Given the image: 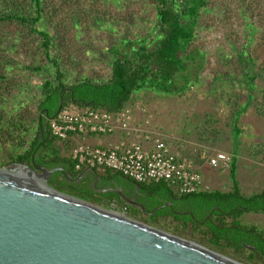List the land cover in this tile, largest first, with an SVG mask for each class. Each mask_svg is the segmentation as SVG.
Here are the masks:
<instances>
[{"label": "rangeland", "instance_id": "1", "mask_svg": "<svg viewBox=\"0 0 264 264\" xmlns=\"http://www.w3.org/2000/svg\"><path fill=\"white\" fill-rule=\"evenodd\" d=\"M43 1L38 29L56 39L53 56L68 85L81 79H110L113 56L109 49L123 46L126 39L145 37L156 23V7L148 0ZM207 1L190 48L201 50L205 57L200 81L184 95L141 91L133 96L131 104L135 114L141 115L140 120L152 117L154 126L171 135L175 150L200 168L204 191L230 192L233 187L232 165L209 166L200 158L201 151L207 149L212 154L223 152L232 157L241 191L251 196L264 192V0ZM248 55L252 59L248 66L240 64L239 59H248ZM38 66L41 72L29 69ZM50 66L39 36L28 26L0 23V169L13 165L17 155L30 149L37 135L41 87L55 71ZM245 74L260 75L252 99L248 98L251 90ZM245 103L249 106L239 116L241 134L235 138V114ZM141 107L146 112L138 110ZM74 143L59 141L57 145L62 155L70 157ZM101 207L147 225V218H151L131 217L122 208ZM240 221L247 226L257 224L264 231V216L257 213H245ZM149 226L241 264H264V257L252 246L236 252L214 244L202 224L184 225L166 216Z\"/></svg>", "mask_w": 264, "mask_h": 264}, {"label": "trees", "instance_id": "2", "mask_svg": "<svg viewBox=\"0 0 264 264\" xmlns=\"http://www.w3.org/2000/svg\"><path fill=\"white\" fill-rule=\"evenodd\" d=\"M148 2L154 5L157 11L153 32L136 40L126 39L127 42L123 46L114 45L109 49V53L113 56L110 61L112 70L110 79L104 82L81 79L68 85L65 83L64 73L53 56V51L57 48L56 39L47 31L38 29V24L43 19L44 1L0 0V23H19L28 26L30 32L39 36L43 52L52 65L50 67L55 70L52 78H46L41 87L43 97L38 103V112L43 113V125L46 130V140L36 156L39 165L47 169L64 168L73 178L79 174L75 171V162L71 156L62 155L57 139L50 131L49 120L55 117L62 102L63 107L74 103L81 107L116 113L123 110L133 96L141 91H153L162 95H184L200 81L205 57L201 50L190 48L196 38L200 17L208 6V1L148 0ZM251 61L249 55L248 59H239V63L246 66ZM29 69L36 72L43 70L40 66ZM248 76L245 74L244 80L248 82V88L251 90L248 98L252 99L255 80L260 75ZM248 106L245 103L235 114V138L241 134V130L237 127L239 116ZM39 121L40 119L37 135L30 144V149L17 155L14 163L31 165V155L40 141ZM236 172V164L233 163L231 168L233 187L230 192L202 191L183 197L175 195L164 182L136 183L120 173L115 174L131 180L139 187L146 200L143 205L147 212L162 206L167 201L173 203V210L168 206L163 207L150 219L147 218V223L153 224L158 218L172 216L184 225L202 224L214 244L225 245L236 252L244 250L246 245L252 246L264 257V231L255 225H243L240 221V217L245 213L264 214V192L251 196L244 195L237 181ZM81 182L71 183L60 172H55L47 183L58 191L99 206L115 205L118 209L127 207V214L131 217L144 216L141 209L128 205L118 194H98L92 186L93 175H88ZM180 205L189 207L198 221L202 222L206 218L207 221L199 223L190 215L175 214L177 211H182L179 209ZM227 220H231L230 223H227Z\"/></svg>", "mask_w": 264, "mask_h": 264}, {"label": "water", "instance_id": "3", "mask_svg": "<svg viewBox=\"0 0 264 264\" xmlns=\"http://www.w3.org/2000/svg\"><path fill=\"white\" fill-rule=\"evenodd\" d=\"M62 107L63 102L56 115ZM42 114L40 141L31 155V165L14 163L0 169V264H241L50 187L47 181L55 172L71 182L91 174L97 193L118 194L146 216L167 206L173 210L170 203L147 212L142 203L121 189H98L96 169H84L73 179L64 168L39 165L36 156L46 140Z\"/></svg>", "mask_w": 264, "mask_h": 264}, {"label": "built area", "instance_id": "4", "mask_svg": "<svg viewBox=\"0 0 264 264\" xmlns=\"http://www.w3.org/2000/svg\"><path fill=\"white\" fill-rule=\"evenodd\" d=\"M138 110L146 112L142 107ZM151 119L137 120L132 105L113 113L69 103L49 120V126L58 141L75 142L71 158L76 172L93 168L120 173L136 183L164 182L179 197L204 191L205 181L194 161L181 156L171 135L154 126ZM118 133L122 138L108 146L97 147L87 142L92 136ZM200 158L209 166L222 168L233 162L228 154H212L207 149L201 151ZM122 211L126 214L127 207Z\"/></svg>", "mask_w": 264, "mask_h": 264}, {"label": "crops", "instance_id": "5", "mask_svg": "<svg viewBox=\"0 0 264 264\" xmlns=\"http://www.w3.org/2000/svg\"><path fill=\"white\" fill-rule=\"evenodd\" d=\"M132 102H133V100H131L127 106L132 105L131 104ZM135 117L137 120L141 119V115L139 113L135 114ZM122 136L123 135L119 134V133L114 134V135H107V136L106 135H97V136L89 137L87 139V142L92 144L93 146L104 147V146H108L109 144L114 143L117 140L121 139ZM58 142L59 141L57 140V143ZM202 161H204V160H202ZM196 168H197V166H196ZM198 168H197V170L199 171L200 168L199 169ZM97 172H98V175L101 179L103 187L109 186V187L121 189L128 197L134 198L137 202H140L142 204L146 201V200H144L145 199L144 195L139 191V187L137 188L135 183L132 182L131 180H128V179L121 177V176H117L115 173H113L111 171H107V170H100V169L98 170L97 169ZM170 203L171 202H169V201L165 202V204H170ZM171 204L173 205V203H171ZM257 215L264 216V214H257ZM254 225L260 228L259 225H257V224H254Z\"/></svg>", "mask_w": 264, "mask_h": 264}, {"label": "flooded vegetation", "instance_id": "6", "mask_svg": "<svg viewBox=\"0 0 264 264\" xmlns=\"http://www.w3.org/2000/svg\"><path fill=\"white\" fill-rule=\"evenodd\" d=\"M80 173V172H79ZM53 175V174H52ZM51 175V176H52ZM79 175V174H78ZM89 175H91V174H89ZM51 176L49 177V179L51 178ZM77 177V176H76ZM75 177V178H76ZM71 178H73V177H71ZM48 179V180H49ZM74 179V178H73ZM68 181V180H67ZM48 182V181H47ZM69 182H71V181H69ZM71 183H77V184H80V183H82L81 181H79V182H71ZM98 189H104V188H107V187H109V186H107V187H103V185H102V182H101V179H99V182H98ZM98 194H100V193H98ZM174 206V205H173ZM186 208V210H184ZM179 209L181 210L182 209V211H177V212H179V213H184L185 215H182V216H186V215H190L195 221H197V222H199V223H205L206 221H207V218L204 220V221H202V222H200V221H198L195 217H194V214H193V211L192 210H190V208L189 207H183V206H181L180 205V207H179ZM184 210V211H183ZM213 211H211V213H212ZM246 247H247V245H246Z\"/></svg>", "mask_w": 264, "mask_h": 264}]
</instances>
